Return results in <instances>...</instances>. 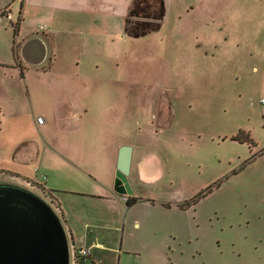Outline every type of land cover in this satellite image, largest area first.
<instances>
[{
  "label": "rangeland",
  "instance_id": "1",
  "mask_svg": "<svg viewBox=\"0 0 264 264\" xmlns=\"http://www.w3.org/2000/svg\"><path fill=\"white\" fill-rule=\"evenodd\" d=\"M19 8L18 1L13 20ZM169 8L145 35L127 33L125 21L117 40L80 34L59 43L51 81L97 84L78 98L90 109L79 129L144 143L155 152L149 167L164 170L155 185L138 188L144 199L128 215L135 244L121 259L264 264V0H174ZM11 26L0 20L8 56ZM43 93L34 107L49 121L53 91ZM69 124L56 123L51 133Z\"/></svg>",
  "mask_w": 264,
  "mask_h": 264
},
{
  "label": "crops",
  "instance_id": "2",
  "mask_svg": "<svg viewBox=\"0 0 264 264\" xmlns=\"http://www.w3.org/2000/svg\"><path fill=\"white\" fill-rule=\"evenodd\" d=\"M18 1L20 8L13 20L14 4ZM172 1L165 0L164 20ZM132 2L23 0L21 7L22 0H0V11H4L0 20L11 19L14 30L13 23L21 18L18 32L13 34L12 55L5 54L0 45V176L33 191L41 184L50 191L59 202L58 212L67 219L68 226L66 223L64 226L71 243L76 248L89 247L91 263L177 264L170 259L169 263L166 260L131 263L121 259L122 250L130 253L129 246L135 244L131 240L134 232H128V215L137 204L128 206L125 194L116 192L114 184L119 147L131 142L120 140L115 132L101 138L98 133L79 129L87 121L90 109L78 107L82 102L78 98L96 90L97 84L51 81L60 56L59 43L67 39L77 41L80 34L85 35L84 39L100 34L105 40L108 36L110 41L117 40L124 31L123 22ZM40 25L46 28L40 29ZM73 64L77 65V57ZM40 79L50 82L41 87L36 82ZM48 87L54 96L51 115L49 121L44 116V122L38 123L37 117L41 115L34 107V100L44 96ZM25 102H29L30 108ZM109 109L112 111L113 105ZM104 111H108V106ZM67 122L72 131L65 128L59 135L51 133L50 128L56 123ZM131 145L134 150L129 180L134 193L130 196L144 199L138 188L155 185L162 179L164 170L149 167V159L155 152L147 151L144 143L136 141ZM121 232L125 234L124 247L118 248Z\"/></svg>",
  "mask_w": 264,
  "mask_h": 264
},
{
  "label": "water",
  "instance_id": "3",
  "mask_svg": "<svg viewBox=\"0 0 264 264\" xmlns=\"http://www.w3.org/2000/svg\"><path fill=\"white\" fill-rule=\"evenodd\" d=\"M131 144L118 150L114 188L134 193ZM0 264H72L69 234L55 207L26 186L0 182Z\"/></svg>",
  "mask_w": 264,
  "mask_h": 264
},
{
  "label": "trees",
  "instance_id": "4",
  "mask_svg": "<svg viewBox=\"0 0 264 264\" xmlns=\"http://www.w3.org/2000/svg\"><path fill=\"white\" fill-rule=\"evenodd\" d=\"M22 7H23V0H22ZM1 14H4V11H0ZM166 14V7H165V0H133L132 5L129 9V13L126 18L125 22V31L133 36H141L145 35L152 30H157L163 23L164 17ZM21 18L13 23L15 35L18 32L19 25H20ZM41 190L47 196V200L55 207L58 212V204L56 202L55 196L52 195L50 191L45 189V187L41 184ZM209 189V188H208ZM207 190L201 191L193 202H196L204 195ZM138 198L132 197L129 201H127V205L131 206L135 202H137ZM61 220L64 224V215H61ZM80 264V263H79ZM95 264V263H92Z\"/></svg>",
  "mask_w": 264,
  "mask_h": 264
},
{
  "label": "built area",
  "instance_id": "5",
  "mask_svg": "<svg viewBox=\"0 0 264 264\" xmlns=\"http://www.w3.org/2000/svg\"><path fill=\"white\" fill-rule=\"evenodd\" d=\"M3 15L0 12V17ZM40 29H45V25H40ZM261 102L264 104V99L261 100ZM38 123L44 122V116H38L37 117ZM46 198V197H45ZM47 199V198H46ZM128 195H125L124 200L127 202ZM71 251H72V262L73 264H79V263H88L91 257V251L89 247L86 246H80V247H74L73 244L71 245Z\"/></svg>",
  "mask_w": 264,
  "mask_h": 264
},
{
  "label": "flooded vegetation",
  "instance_id": "6",
  "mask_svg": "<svg viewBox=\"0 0 264 264\" xmlns=\"http://www.w3.org/2000/svg\"><path fill=\"white\" fill-rule=\"evenodd\" d=\"M209 188V189H208ZM206 190L209 192V191H212L213 190V187L212 186H209ZM203 191V190H202ZM199 194V193H198ZM198 194H196L195 195V197L198 195ZM206 195V192H205V194L204 195H201V196H205ZM132 197H134V196H130V195H128V199H127V201H129L130 199H132ZM195 197L193 198V199H195ZM137 198V197H136ZM140 199H142V198H138V200H140ZM137 200V201H138ZM148 200H150V199H148ZM197 202V201H196ZM136 203V202H135ZM134 203V204H135Z\"/></svg>",
  "mask_w": 264,
  "mask_h": 264
},
{
  "label": "clouds",
  "instance_id": "7",
  "mask_svg": "<svg viewBox=\"0 0 264 264\" xmlns=\"http://www.w3.org/2000/svg\"><path fill=\"white\" fill-rule=\"evenodd\" d=\"M71 242V241H70ZM72 244V243H71Z\"/></svg>",
  "mask_w": 264,
  "mask_h": 264
}]
</instances>
